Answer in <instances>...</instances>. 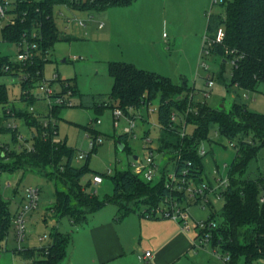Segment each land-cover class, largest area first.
<instances>
[{"label": "rangeland", "instance_id": "374dc122", "mask_svg": "<svg viewBox=\"0 0 264 264\" xmlns=\"http://www.w3.org/2000/svg\"><path fill=\"white\" fill-rule=\"evenodd\" d=\"M224 9L223 6L214 5L212 0H132L129 5L86 11L66 5L54 7L53 15L61 40L48 51L44 78L51 80L58 73L61 80L71 83L76 89L74 106L62 108L58 117L53 118L58 124L56 138L75 149L73 166L79 168L88 163L93 172L87 173L80 184L88 194L106 204L99 210L88 213L86 221L73 223L69 216L60 215L52 209L57 202L60 187L64 191L70 189L61 171L53 165H41V169H34L26 164L27 159L20 156L9 157L4 167L11 172H0V203H8L11 217L8 228L0 235V264H32L33 258L27 257L25 251L50 246L56 231L72 237L68 257L62 264H89L94 253L87 247L83 249L78 231L106 219H112L119 231L127 232L128 245L137 244L141 238L144 239L138 220L141 216L147 217L146 209L152 210L154 207L134 202V198L140 196L135 193L127 196V201L120 199L117 202H107L115 196L113 176L129 169L132 173H138L141 163H145L151 153L158 164L161 162L160 170H165L168 176L175 171V155L164 152L166 155L163 156L159 153V96L138 110L130 109L129 114L122 110V114L115 117L114 109L117 104L110 97L113 86V78L109 73L110 63H131L139 69L169 78L172 83L181 85L192 95L195 107L206 105L222 110L234 118L240 112V108H236L238 103L246 105L251 112L264 115V83H260L254 91H244L232 85L231 61H225L218 54L202 52L206 38L214 35V30L208 28V13L223 14ZM10 18V14H6L4 18L0 16V54L15 60L16 46L4 42L1 34ZM80 22L85 25H80ZM203 63L209 67L208 70ZM209 75L214 81L211 87L207 85ZM0 84L6 85L8 90V103L0 104V128L8 127L7 122L16 123L27 140V149H30L34 139L24 120H15L13 117L3 119L4 106L27 110L30 105L20 100V77L0 75ZM53 86L59 89L60 83L55 82ZM34 107L38 112L48 111L43 101L35 102ZM179 120L178 118L177 123ZM127 129L130 132L126 148L120 149L119 136ZM92 131L102 137L103 143L90 154L89 159L80 160L77 158L79 154H88L90 151L88 138L93 136ZM192 131L193 127H186L187 134ZM22 144L24 142L21 141L15 143L11 132L0 130V155L3 150L1 147L20 152ZM235 144L236 142L220 136L216 127L211 129L209 139L202 143L206 150L203 158L204 180L215 185L213 172L216 169L220 170L224 179L229 178L225 164L229 165L234 159ZM185 147L186 145L181 147L179 155L182 150H186ZM135 156L138 160H135ZM109 171L111 174L108 175ZM95 174L102 175L101 184L93 183ZM259 176H264V147L233 178L255 179ZM30 186L40 189V202L37 209L25 215L26 235L19 244L14 216L25 206V190ZM72 197L73 209L81 216L88 210V207H84L88 201L79 194ZM209 198L212 206L203 201L186 205L191 217V230L186 232L191 243L184 251L185 254L169 261L170 264H228L226 253L219 244L208 242L204 247L195 246L194 239L198 234L195 222L206 221L212 214H216L212 221L217 224L222 221L219 211L223 206V195L217 198L211 193ZM163 206L164 201L160 203V207ZM165 259L167 261V257ZM130 264H136V260H130ZM238 264H245V258L241 257ZM258 264H264V259L259 260Z\"/></svg>", "mask_w": 264, "mask_h": 264}, {"label": "trees", "instance_id": "16d2710c", "mask_svg": "<svg viewBox=\"0 0 264 264\" xmlns=\"http://www.w3.org/2000/svg\"><path fill=\"white\" fill-rule=\"evenodd\" d=\"M1 3L4 4L5 0H1ZM131 3L132 0H85L78 3H71L70 0H8L7 13L11 18L2 28V40L15 46L24 39L34 41L37 44V55L32 64L22 65L14 62L9 56L0 54V75L28 76L27 80L21 82L20 100L34 105L36 100L28 98L27 95L44 75L49 49L61 40L53 15L54 7L66 5L86 11ZM222 6L225 8L223 14H211L208 28L215 32L218 27L223 26L226 36L222 43H215L210 47V53L218 54L224 57L225 61L232 62V85L244 91H254L260 83H264V0H230ZM34 33L38 35L35 40ZM109 73L113 78L110 97L117 104V108L127 114L130 109L138 110L159 96L158 122L161 128L159 153L175 155L174 163L178 173L187 169L196 180H202L204 156L199 154V148L209 139V133L214 127L220 136L236 142V155L228 167L230 185L222 193L224 202L219 211L222 221L213 231V244L217 243L216 245L219 244L223 248L228 257V264H238L241 257L245 258V264H258L259 260L264 259V176L255 179H235L233 176L241 173L251 158L264 147V115L251 112L246 105L238 103L236 108H240V112L236 113L234 118L222 110L206 105L195 107L192 95L181 85L172 83L167 77L139 69L131 63L112 62L109 65ZM72 87L75 89L73 85ZM26 91L28 94L24 93ZM7 103V87L0 84V104ZM8 108L3 107L5 120L12 117L7 114ZM10 108L18 118L24 120L29 129H34L33 150L28 151L23 144L20 152L1 147L3 150L0 155V172H11L4 166L9 157L15 156L30 161L32 164L27 161L26 164L34 169H41V165L57 167L69 183L70 189L64 191L60 187L57 202L52 209L60 215L69 216L73 223L86 221L88 213L95 212L106 204L99 201L96 196L88 194L80 184L87 173L93 172L88 163L79 168L73 166L75 149L61 141L53 143V138L58 135V124L55 121L48 128H44L40 117L24 113L14 106ZM61 109L62 107H56L52 110L53 118L58 117ZM174 114L185 120L186 127H193L191 134L181 135L182 126L172 123ZM0 130L11 132L15 143L18 142L16 131L8 127ZM92 133L99 135L95 131ZM128 137L129 133H124L119 136V141L125 145ZM183 145H186V150H182L179 155L178 152ZM95 150L96 148L93 151ZM93 151L88 153V159ZM113 181L115 196L107 202L126 200L127 196L135 193L140 196H136L134 202H143L149 207L156 208L165 198L184 196L167 189L164 178L156 183L146 182L130 169L114 175ZM75 194L88 201L84 205L88 210L81 216H78L72 206V195ZM215 217L216 214H212L209 219ZM10 221L8 203L2 202L0 235L8 228ZM71 241L70 234L56 231L50 246L25 251V255L33 258L32 264H62L68 257Z\"/></svg>", "mask_w": 264, "mask_h": 264}, {"label": "built area", "instance_id": "2783aa9c", "mask_svg": "<svg viewBox=\"0 0 264 264\" xmlns=\"http://www.w3.org/2000/svg\"><path fill=\"white\" fill-rule=\"evenodd\" d=\"M85 0H70L71 3H78ZM230 0H212L214 5H224L227 4ZM9 4L8 0H5V3L0 5V16L4 18L6 16ZM211 12L208 13V16H211ZM10 20V19H9ZM8 20V21H9ZM80 25H85L83 22H80ZM37 33L33 34L34 40L37 38ZM226 32L223 26H220L214 32V35L211 38H206V46L204 45L203 53L210 54V47L215 43H222L225 39ZM17 48V56L14 62L20 63L22 65L32 64L36 58V49L37 44L34 41H29L24 39V41L20 42L16 45ZM48 59V58H47ZM203 66L208 70L209 67L203 63ZM7 69H9L7 67ZM28 79V76L20 77L21 82ZM55 82L60 83V88L55 89L53 84ZM207 85L209 87L214 85V81L211 76H208ZM28 94V92H24ZM76 94V89L72 87V84L61 80L60 75L55 73L52 76L51 80H46L44 75L41 81L37 84L36 87L31 89L30 93L27 95L28 98L35 99L36 102L43 101L48 108V111L45 113L38 112L33 104H30L27 110L21 109L24 113L32 114L34 116L40 117L42 120V124L44 128H48L50 124L53 123L52 110L56 107H72L74 106L73 98ZM7 114L11 115L15 120L18 118L15 115V112H12L11 108L7 109ZM115 117L118 118L122 114V109L116 108L114 109ZM180 119L177 123V119ZM98 122H100L98 120ZM172 123L180 124L181 135L184 136L186 134V125L185 120L180 118L177 114L172 116ZM7 126L9 129L16 131L18 141L24 142L25 145L27 140L20 133L19 126L16 123L7 122ZM31 128V132L33 134L34 129ZM130 129H127L125 133H129ZM33 136V135H32ZM53 143H60L56 137L53 138ZM103 143L102 137L100 135H93L88 138L89 149L93 151L99 145ZM26 146V145H25ZM21 148V146H20ZM33 147L28 149V151H32ZM199 154L201 156L206 155V150L204 146H200ZM88 154L81 153L77 156V158L85 159ZM164 156V154H161ZM135 165V164H134ZM161 162L158 164L156 158L151 155L146 159L145 163H141L138 173L136 175L141 176L146 182L156 183L160 181V179L164 178L165 187L169 189L171 192H179L184 196H179L181 198L169 197L164 199L163 207H156L149 211L147 217L148 218H161V219H171L183 226L186 230H191V226L189 225V221L191 217L188 213V208L186 205H192L193 203L204 202L206 205H210L211 201L209 196L213 193L217 198L222 196V193L229 187L230 179H224L220 173L219 169L214 170L213 176L215 178L214 184H212L209 180H196L192 176L189 170L183 169L179 173L175 171L166 175L165 170L161 171L160 166ZM225 167H229L228 164H225ZM176 168V167H175ZM111 172H108V175ZM135 174V173H134ZM161 175V176H160ZM93 183L101 184L103 182V177L100 174H95L93 177ZM215 186V187H214ZM25 206H23L14 216V225L17 242L21 244L26 235V223H25V215L39 207L40 202V189L38 187L30 186L25 190ZM195 229L198 230V234L196 235L194 242L195 246L204 247L208 242H213V231L217 229L218 224L211 219L206 221L201 220L194 223ZM152 257L151 251H146L143 255L140 256L141 261H148ZM228 261V257H226V262Z\"/></svg>", "mask_w": 264, "mask_h": 264}, {"label": "crops", "instance_id": "0c3cea01", "mask_svg": "<svg viewBox=\"0 0 264 264\" xmlns=\"http://www.w3.org/2000/svg\"><path fill=\"white\" fill-rule=\"evenodd\" d=\"M138 221L144 239L141 238L137 244L128 245L127 232L119 231L112 219L78 231L83 249L87 247L94 253L89 264H130L134 259L136 264H170L169 261L180 258L190 246L187 230L174 220L144 215ZM146 251H151L152 257L144 262L140 256Z\"/></svg>", "mask_w": 264, "mask_h": 264}, {"label": "water", "instance_id": "95a60500", "mask_svg": "<svg viewBox=\"0 0 264 264\" xmlns=\"http://www.w3.org/2000/svg\"><path fill=\"white\" fill-rule=\"evenodd\" d=\"M118 146H119L120 149H124V147H125V145L122 142H119ZM134 158H135V160H138L137 156H135Z\"/></svg>", "mask_w": 264, "mask_h": 264}]
</instances>
